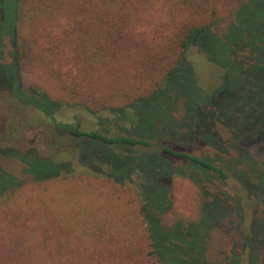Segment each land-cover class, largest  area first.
<instances>
[{
  "label": "rangeland",
  "instance_id": "374dc122",
  "mask_svg": "<svg viewBox=\"0 0 264 264\" xmlns=\"http://www.w3.org/2000/svg\"><path fill=\"white\" fill-rule=\"evenodd\" d=\"M1 15L0 185L14 178L17 186L0 195V264H146L147 247L137 238L143 226L156 232V251L166 262L233 264L235 258L247 264L246 230H253L248 241L264 236L261 224L249 223L264 211L256 205L264 152L250 144L264 136V0H0ZM200 26L209 31L179 56L182 32ZM14 52L17 95L40 94L56 105L45 106L51 112L4 89ZM152 91L131 108L116 109ZM219 114L222 126L215 124ZM112 120L137 137L230 171L221 169L225 178L191 168L172 174L155 153L97 145L102 156L87 160L112 177L105 178L77 164L75 140L54 129L76 124L100 133L114 129ZM171 134L186 147L166 140ZM215 135L223 144L217 151ZM250 149L256 157L237 166L236 156ZM28 151L46 162L25 158ZM67 163L68 175L32 179ZM121 177L127 184L115 182ZM164 183L168 208L160 200ZM146 201L152 215L163 208L160 223L173 233L160 234L151 220L142 224ZM206 202H212L209 215ZM177 223L192 224L195 238L174 241Z\"/></svg>",
  "mask_w": 264,
  "mask_h": 264
},
{
  "label": "trees",
  "instance_id": "16d2710c",
  "mask_svg": "<svg viewBox=\"0 0 264 264\" xmlns=\"http://www.w3.org/2000/svg\"><path fill=\"white\" fill-rule=\"evenodd\" d=\"M15 18L16 17L14 15L13 21H15ZM1 19H2V15L0 16V20ZM13 21H12L10 31L8 32L9 36L11 34H14V33H12ZM208 31H209V28L204 27V26L203 27L202 26L190 27V28L184 30L182 32L181 39L179 41V46L181 49L179 56H181L187 50V48L189 46L194 44L193 42L195 41L196 37L199 34H201L202 32H208ZM14 55L15 56L12 57V60L7 65V67H11V69H12V72L10 73L11 81L9 79L10 84L7 85L4 89L9 90L14 97L18 98L25 105H32L39 110L43 109V111L48 109V111H46V112H48V113L51 112L50 111L51 109L45 108V106L47 104H49V105H52L55 107L56 105L51 104L44 96H42L40 94L38 95L36 93L34 94V92L31 91L32 92L31 98L28 100H24V98H23L24 93L23 92H22L23 94H21L23 97H20L17 95L16 91H17V89H21V86L15 84V82H14V80L16 79V71H15V69H17L16 63H18L16 52H14ZM179 62H180V60H178L177 63H175L174 67L172 69H170L165 74L164 81L167 80V76L169 73L176 70ZM250 62H251V60H250ZM4 66L5 65H3V67ZM259 84H260V82H259ZM262 87L264 89V80L262 82ZM158 90L159 89H157L156 91H158ZM159 91H161V90H159ZM154 93H155V91H152L145 98H137V99L133 100L132 102H130L127 106L121 107V108H116V109H118L122 112L123 110L131 108L134 105V103H136L137 101H142V100H146L147 98H150ZM36 96H38V97H36ZM33 97L35 99H37V101H34ZM108 110H110V109H108ZM112 110H114V109H111L110 111H112ZM223 121H225V117L222 118L220 116V114L215 116V124L219 123L222 126ZM110 123H113L114 129H111V127L108 125V128L105 129L104 131L100 132V133L99 132H82L78 129L76 124H72V125L60 124V125H58V127H54V129L58 130V132H61L63 134H67L69 137H71V138H73V140H75L74 150L76 152V159L75 160L77 161V164H79L82 168H85V169L87 168L88 170H90L93 175H98V176L105 177V178L112 179L111 175L107 171L99 170L95 164L89 163V161L87 160V158L89 156H91L93 159L96 158L97 156L98 157L102 156V153H101L100 149H98L97 145H99L101 147V149L105 148V146L106 147H118L119 149L126 147L127 149L139 148V149L144 150V151L149 152V153H155L156 155L162 157L163 162H161V163H163L166 166V169L169 170V172L172 174H178V173L184 172V170H186V169L189 170L191 168L188 172L193 173L192 172L193 169H194L193 171L196 170L197 172H199L201 174L213 172V173L218 174L221 178H225L226 176L221 172V169H225L227 171L228 170L230 171V169H226V168L219 169L218 167H214L211 159L193 157V156H190L187 154H183L182 152H178V151L169 149L167 147V145H165L166 144L165 142L164 143H156V141H153L152 139H145L143 137H137V135H134L132 133V131L128 129L129 126H126V125L124 127L117 126L118 123H123V121L119 122V120H112ZM61 133H59V134H61ZM211 133H212V131L205 133L206 140L210 139L209 136L211 135ZM174 134L177 135L178 133H174ZM216 135H215V139L217 140L218 144L213 143L215 145H211V147L213 148V151L220 150L222 148V145H223L222 142L220 141V138ZM172 136H173L172 134L170 137L167 136L166 140L171 138V140L176 145H178L180 147L181 146L186 147V144L183 145V142L180 141L179 138H177L175 136L172 137ZM230 138L228 139L227 145L234 149V147L231 146ZM212 139H214V137ZM253 139H251V141L253 140L252 141L253 143H250V144L252 145L255 142L253 147L258 148V145H259V148H260L259 150L261 152H264V136L261 135L259 139H257V138H253ZM151 142L156 143V146L154 144H152ZM92 143L95 144L94 148H93ZM84 146L87 147V149H85V153L83 152V150H81V147H84ZM222 150H224V149H222ZM257 151H258V149H257ZM105 152L107 153L106 150L104 151V153ZM244 152L245 151H242L241 155L239 157L236 156L237 157L236 159L238 162V164H236V165L237 166L244 165L243 168H245V166H246V163L243 162L244 159L250 160L251 157H256V154H255L256 151L254 152L253 150L250 149L249 150L250 155H247ZM129 153H132V152H129ZM25 158H36V159H38V161L40 163L46 162V159H40L39 157L36 156V154L33 151L26 152ZM173 162H178L179 166L173 167L172 166ZM57 166H59V169L57 171L50 173V174H45V175L44 174L43 175H41V174L33 175L32 174L33 181L34 182H45V181L51 182L50 180L60 178V176H62V175H68V174L73 172V168L71 167L70 163L68 164V166H66V165H62V166L57 165ZM98 166L101 167L100 164ZM62 168H65V169L63 170ZM240 168L241 167H239L237 169L235 168L233 170H239ZM263 170H264V167H263ZM126 173H129V171H127ZM6 175H8V174H6ZM191 176L193 178H195L194 175H191ZM230 176L232 177L231 173H230ZM261 176L264 177V171L261 174ZM61 178H63V177H61ZM155 178L160 179L161 176H157V177L155 176ZM123 179L124 178L121 177V179H119V181H115V180H113V181L117 182L118 184H127L125 182L126 180H123ZM53 183H57V181H55ZM16 186H17V184L14 183V178H12V180H9V182H7L5 185H0L1 191L4 190L3 192L0 193V195L2 193H4L6 190L11 189V188L16 187ZM260 190H261L260 195H262V196L257 197V199H256L257 204L256 205H258V206L260 205L261 209H259V207H256V206L253 207L254 210L252 209L251 211L254 214H257V212L259 213L258 209L260 211L264 209V183H263L262 187L260 188ZM161 192L162 193H161V197H160L161 199L160 200H161L162 207L164 208L167 206V208H168L169 202L166 199L167 184H165V183L162 184ZM212 202L204 203V209L206 211V214H208V215L210 213L208 210H210V206H211ZM218 205L221 208V205L220 204H218ZM163 208H161V210L159 209L157 211V213H155V214L153 213V215H152L151 211H150V205H149L148 201H146L139 211V213L141 214L142 224L147 223V222L149 223V221L151 220L154 223L157 232H159L160 234H163V233L166 234L168 232L173 233L172 229L166 230L165 228H163V226L160 223V216H158V215L160 213H162ZM210 219H212V218H210ZM250 222L252 224H261L262 225L261 228L264 230V211H262V218L261 219H258L256 221V218L253 217L251 220L249 219V223ZM207 224L208 223H206V225ZM192 226H193L192 224H188L187 227L184 228V226L181 223H177L175 230H174L176 237H174L173 240L176 241L179 238H181V239L186 238L189 241V240H192V238H195L193 230H191ZM147 228H145L144 226H143V228H139V232H138V236H137V238L139 236H141L140 239L143 240V244H145L144 246L147 247V252H146V261L147 262H146V264H176V262L173 260H171L170 262H166L163 259V257L159 256L158 252L156 251L155 242H154V241L157 242V237L153 233L155 231H152V229H147ZM252 232H253V230H250V228H248L246 230L245 234L243 235V240H242L244 249H246L248 251L247 264H255L256 263L257 259H255V257H257V255H256L257 253L260 254L261 259L264 258V236L261 235L259 237H252L253 239L250 238V240L248 241V235L252 234ZM140 239H139V241H140ZM252 240H254V242H252ZM247 242H249V244ZM250 242H252V243H250ZM134 246L139 249L138 245L136 246L135 243H134ZM202 246H203V244H202ZM128 247L130 250L133 249L132 245L128 246ZM119 248H121V247H119ZM201 249H202V247H201ZM135 252H136V249H135ZM186 255H187V253H186ZM130 257L131 256L129 255L128 257L124 258V260L129 261ZM233 259L236 260L235 258H233ZM234 260H233V264H236V262H234ZM230 264H232V262ZM261 264H264V261H262Z\"/></svg>",
  "mask_w": 264,
  "mask_h": 264
}]
</instances>
